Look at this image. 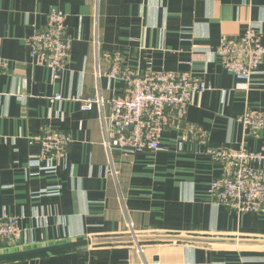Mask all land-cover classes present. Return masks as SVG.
Here are the masks:
<instances>
[{
	"label": "crops",
	"instance_id": "0c3cea01",
	"mask_svg": "<svg viewBox=\"0 0 264 264\" xmlns=\"http://www.w3.org/2000/svg\"><path fill=\"white\" fill-rule=\"evenodd\" d=\"M52 10L66 14L73 40L57 80L31 62L27 45ZM249 23L264 46V0H0V217L18 220L25 250L142 238L0 264H264V247L233 243L264 242V210L214 204L209 190L221 166L182 140L193 125L210 148L264 155V129L255 136L239 122L248 110L264 113V59L242 90L217 55ZM111 54L125 68L191 72L212 88L192 96L182 128L174 121L162 134L163 151L106 147L108 102L120 92L107 77ZM88 99L102 104L83 111ZM49 130L71 136L68 154L33 164Z\"/></svg>",
	"mask_w": 264,
	"mask_h": 264
},
{
	"label": "built area",
	"instance_id": "2783aa9c",
	"mask_svg": "<svg viewBox=\"0 0 264 264\" xmlns=\"http://www.w3.org/2000/svg\"><path fill=\"white\" fill-rule=\"evenodd\" d=\"M66 21L64 12L52 10L44 26H35L27 43L31 62L49 69L55 80L61 77L73 49ZM261 36L259 28L249 23L241 38L225 40L217 51L225 70L239 82V89H249L252 77L263 63ZM107 57L110 60L107 77L120 87L119 94L108 102L111 112L104 122L105 145L109 150L118 149L132 155L163 151L162 134L174 121L179 128L186 123L192 96L212 90L191 72L131 70L123 67L119 54ZM6 70V62L0 58V77ZM54 99L62 100L60 96ZM81 104L83 111H90L94 105L102 103L88 99L82 100ZM239 122L249 134L258 136L264 129V113L248 110ZM183 130L184 142L198 144L202 148L200 153L221 166L220 174L209 190L213 203L230 208L237 214L263 211L264 168L260 166L264 155L245 149L210 148L205 130L193 125ZM39 141L41 153L33 164H38L41 159H65L72 138L66 132L49 130L39 137ZM21 238L17 219L7 214L0 217V252L25 250Z\"/></svg>",
	"mask_w": 264,
	"mask_h": 264
},
{
	"label": "water",
	"instance_id": "95a60500",
	"mask_svg": "<svg viewBox=\"0 0 264 264\" xmlns=\"http://www.w3.org/2000/svg\"><path fill=\"white\" fill-rule=\"evenodd\" d=\"M151 238V237H149ZM168 240H174V241H191V242H208L207 240H194V239H186V238H178V237H166ZM142 240L141 237H131V238H121V239H105V240H80L75 242H68L63 244H58L54 246L49 247H43V248H34L31 250H24L21 252H14L10 254L0 255V262H6V261H12V260H19V259H25V258H31V257H37L41 255H48L53 254L57 252H66V251H72V250H78L87 248L89 246H95L105 243H116V242H140ZM218 243H229L228 241H216ZM233 243L236 244V246H257V247H264V242H236L233 241Z\"/></svg>",
	"mask_w": 264,
	"mask_h": 264
},
{
	"label": "trees",
	"instance_id": "16d2710c",
	"mask_svg": "<svg viewBox=\"0 0 264 264\" xmlns=\"http://www.w3.org/2000/svg\"><path fill=\"white\" fill-rule=\"evenodd\" d=\"M57 253H62V252H57ZM53 254H55V253H53ZM41 256H44V255H41ZM37 257H39V256H37ZM32 258V257H31Z\"/></svg>",
	"mask_w": 264,
	"mask_h": 264
}]
</instances>
